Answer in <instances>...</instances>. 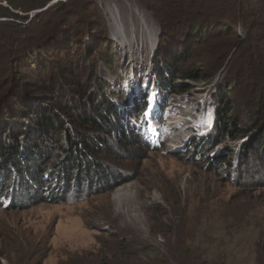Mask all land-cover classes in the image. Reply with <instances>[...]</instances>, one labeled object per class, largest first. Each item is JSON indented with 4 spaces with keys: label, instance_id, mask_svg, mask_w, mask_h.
<instances>
[{
    "label": "rangeland",
    "instance_id": "rangeland-1",
    "mask_svg": "<svg viewBox=\"0 0 264 264\" xmlns=\"http://www.w3.org/2000/svg\"><path fill=\"white\" fill-rule=\"evenodd\" d=\"M67 1H53L45 10L31 13L30 20ZM90 1L101 10L110 30L109 57L100 62L107 94L123 109L129 131L148 142L151 151L138 144L126 151L129 143L111 139L112 151H106L108 182H101L97 191L96 186L88 188L91 179L84 178L83 192L77 188L61 203L35 204L24 199L19 203L24 207L15 210L0 197V264H195L197 258L210 264H262L264 148L249 151L241 161L243 141L225 140L215 148L199 145L213 126L215 92L227 66L211 80L201 75L198 83L179 81L177 85L188 88L181 95L162 93L156 77L161 29L141 0ZM72 13L68 23L79 24L81 34L95 21ZM258 20L263 23L257 31L261 36L256 49L249 45L254 64L241 68L240 97L247 104L235 101L234 105H241L248 115L257 110V100H263L254 77L264 73L263 13L259 12ZM241 25L238 33L246 40V28ZM153 37L158 40L155 52ZM231 41L230 34L220 35L190 56L186 68L206 69L199 57L212 61L218 56L214 53ZM242 43L235 44L231 58L241 47L245 50ZM82 45L94 48L96 43L89 37ZM59 48L67 51V59L79 63L73 68L83 71L79 53ZM131 49L138 53L134 63L124 58ZM201 51L213 56H200ZM139 55L150 63L151 73ZM52 63L45 83L52 76L58 82L60 74L68 77V62L59 58ZM31 64L34 71L40 70L39 60ZM243 109L235 115L242 118ZM204 112L206 126L195 128ZM175 119L183 123L173 132Z\"/></svg>",
    "mask_w": 264,
    "mask_h": 264
},
{
    "label": "trees",
    "instance_id": "trees-1",
    "mask_svg": "<svg viewBox=\"0 0 264 264\" xmlns=\"http://www.w3.org/2000/svg\"><path fill=\"white\" fill-rule=\"evenodd\" d=\"M53 1L0 0V197L15 210L24 207L19 204L24 199L35 204L64 202L73 190L83 192L84 178L91 179L88 188L96 186L99 191L100 183L109 180L106 151H112L111 139L129 143L126 151L134 144L151 151L148 142L139 141L140 137L129 131L123 109L107 94L108 82L100 62L109 57L111 38L103 13L90 0H68L30 20L31 13L45 10ZM141 2L161 29L156 77L162 93L181 95L188 88L177 85L179 81L198 83L201 75L211 80L227 66L215 92L213 126L199 145L215 148L225 140L243 141L238 155L241 161L249 151L264 148V73L254 74L263 98L257 100V110L248 115L241 105L234 107L235 101L247 104L240 97L241 68L254 64L249 50L256 49L261 36L257 31L263 23H258V14L264 15V0ZM71 12L82 19L92 16L95 21L81 34L79 24L68 23ZM241 23L246 40L238 33ZM222 26L225 29L213 31ZM222 34H230L234 41L214 53L216 58L201 51L200 56H213L208 62L199 57L206 69L186 68L190 56ZM89 37L96 43L94 48L82 45ZM240 42L245 50L241 47L231 58L233 47ZM60 46L81 55L83 71L73 68L79 63L67 59V51ZM59 58L71 65L69 78L60 74V82L52 76L51 82L45 83L53 71V60ZM35 59L41 64L37 72L30 65ZM145 108L146 104L142 116ZM240 108L242 118L235 115ZM114 148L119 149L118 145ZM261 260L264 264V258ZM195 264L210 262L197 258Z\"/></svg>",
    "mask_w": 264,
    "mask_h": 264
},
{
    "label": "bare ground",
    "instance_id": "bare-ground-1",
    "mask_svg": "<svg viewBox=\"0 0 264 264\" xmlns=\"http://www.w3.org/2000/svg\"><path fill=\"white\" fill-rule=\"evenodd\" d=\"M114 17H115V14H114ZM152 42H151V50L153 49V51L152 52H155V49H156V47H157V44H158V40H157V37H156V39L153 37L152 38ZM155 40H157V43H156V41ZM131 55H129V52L127 53V52H125V54H124V58H126V60L129 62V63H134V61H135V59L133 60V57H134V55L136 54V56H138V53H135L132 49H131ZM152 54H154V53H152ZM152 54L150 55V57L152 56ZM139 59H142L141 61L142 62H144L145 63V61H144V59H143V56H140L139 55V57H138ZM132 65V64H131ZM150 63H148V64H146L145 63V68H146V70H147V72H149V73H151V68H150ZM153 106H154V103H153ZM202 117H200L199 119H198V121H197V124H196V126H195V128H199V127H201V126H206V120H207V114H206V112H204L202 115H201ZM197 120V119H196ZM195 120V121H196ZM183 122H182V119H175V122L173 123V125H174V128H173V132H175L176 130H179L180 129V126H181V124H182ZM172 131V130H171ZM197 131V130H196Z\"/></svg>",
    "mask_w": 264,
    "mask_h": 264
},
{
    "label": "water",
    "instance_id": "water-1",
    "mask_svg": "<svg viewBox=\"0 0 264 264\" xmlns=\"http://www.w3.org/2000/svg\"><path fill=\"white\" fill-rule=\"evenodd\" d=\"M54 1H56V0H54Z\"/></svg>",
    "mask_w": 264,
    "mask_h": 264
}]
</instances>
